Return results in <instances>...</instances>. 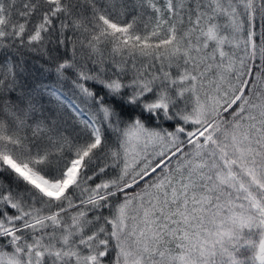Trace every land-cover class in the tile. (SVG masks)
<instances>
[{
  "label": "snow or ice",
  "instance_id": "6c2138e0",
  "mask_svg": "<svg viewBox=\"0 0 264 264\" xmlns=\"http://www.w3.org/2000/svg\"><path fill=\"white\" fill-rule=\"evenodd\" d=\"M0 264H264V0H0Z\"/></svg>",
  "mask_w": 264,
  "mask_h": 264
}]
</instances>
